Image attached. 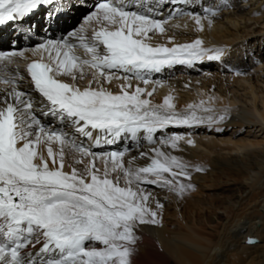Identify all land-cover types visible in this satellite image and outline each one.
Masks as SVG:
<instances>
[{
    "label": "snow or ice",
    "instance_id": "snow-or-ice-1",
    "mask_svg": "<svg viewBox=\"0 0 264 264\" xmlns=\"http://www.w3.org/2000/svg\"><path fill=\"white\" fill-rule=\"evenodd\" d=\"M165 2L176 5L188 0ZM51 3L52 0H0V25L22 20ZM155 3L160 5V0ZM178 11L173 8L169 18L158 20L155 15L162 12L149 6L147 0H106L85 19L91 27L90 38L81 28L72 33L79 45L62 38L36 46V53L49 52L48 62L41 58L26 67L34 91L46 101L41 102L40 113L74 129L92 142L88 146L77 143L66 132L44 125L34 114L30 95L17 90V77L0 79L11 88L0 90V264H132L137 231L144 224H157L158 213L164 207L159 200L154 209L151 207V189L146 186L164 188L180 197L190 190L191 185L180 179H191L189 166L162 150L177 149L185 136L169 134L167 129L197 126L205 119L209 123L217 121L170 111L174 107L171 97L153 106L149 99L142 98L151 97L153 92L139 87V83L153 82L151 74L165 67L193 66L205 56L209 60L221 57L222 50H213L215 54L209 55L200 39L172 47L151 46L150 34L164 33V25ZM203 12L207 16L210 9L204 7ZM181 15L192 17L200 26V14ZM211 15L216 12L211 11ZM77 47L90 59L77 57ZM15 56H23V52H12L7 57L0 54V60ZM86 68L92 71L89 86L84 89L58 78L84 79L88 75ZM113 79L123 81L119 94L104 87ZM132 80L138 84L129 91ZM157 132L163 135L156 138ZM122 140L138 148L141 140L146 141L148 151H141L139 158L147 157L150 163L133 167L137 157H132L126 167L124 157L129 148L93 151L102 142L113 145ZM53 143L59 146L57 150ZM157 143L159 146L152 147ZM187 143L191 145V139ZM66 147L79 155L77 163L90 158L83 171L74 167L71 172L64 171ZM149 152L153 155L149 156ZM96 160L103 163L102 171ZM193 170L203 171L200 167Z\"/></svg>",
    "mask_w": 264,
    "mask_h": 264
},
{
    "label": "bare ground",
    "instance_id": "bare-ground-1",
    "mask_svg": "<svg viewBox=\"0 0 264 264\" xmlns=\"http://www.w3.org/2000/svg\"><path fill=\"white\" fill-rule=\"evenodd\" d=\"M91 1L67 0L65 2V8L63 7L65 15L72 19L69 21L64 19L58 23L61 24L59 26L61 29L54 33L58 36L57 40L68 39L71 43L79 45V41L72 38V33L81 28L85 29L86 38L91 37V27L85 24V19L101 2H95L93 10L86 12L76 27L71 26L77 12ZM248 1L254 0H241L242 5L236 0H188L187 3L193 6L191 8L177 6L179 12L164 25L166 30L164 33L150 34L151 39L148 42L154 47H172L193 43L196 39H200L202 47L208 50L209 55L215 53L213 50H222L219 59L209 61L205 56L203 60L198 61L201 66H208L202 68L200 75H196L193 67L176 64L171 66L170 71L168 70L170 67H167L161 74H152L153 82L148 85L139 83V87L153 92L151 97L147 95L142 97L149 99L153 106L161 105L166 97H171L170 103L174 107L170 111L181 116L195 114L197 117H212L217 122L209 123L205 119L203 124L197 126H170L167 129L169 134L179 133L185 136L178 142L177 149L164 147L162 150L177 156L189 166L191 179H180L185 185L190 184L191 188L182 197L171 191L157 196L151 193L149 201L151 207L155 208L156 200L163 203L164 207L162 212L158 213L157 224H144L137 231L138 240L132 256V264H264V139L235 142L231 139L222 140L216 137L209 139L208 134L211 135V133L203 132L208 129L213 131L231 126L235 131L247 128L248 133L255 130L262 131L264 134V81L256 78L255 81H251L248 79L249 75L244 72L239 73L241 71L238 68L240 69L241 63L234 64L237 69L225 68L228 57L230 58L232 52L236 53V49H240V46H235L240 40L247 38L250 35L248 33L264 35V0H257L253 4V9L246 10V7H249ZM198 3L200 8L197 7ZM204 7L210 9L207 16L203 12ZM211 11H215L216 15L212 16ZM187 12L200 14L199 27L192 17L181 15ZM49 13L52 14V18L58 14L48 12L46 14L48 18ZM44 20L42 15L32 26L39 34L41 27L44 26ZM248 23L249 25L246 26ZM251 26H258L257 31H246ZM9 38L8 43L17 42L15 36ZM40 44L39 41H35L30 47L20 46L23 49H14L13 52H23V56L15 57L25 60L38 58L39 55L34 49ZM74 54L81 60L90 59V56L80 47L74 50ZM205 59H207L206 62H204ZM216 61L221 64L217 65ZM85 71L88 75L84 79L73 81L68 76L58 78L62 82L75 83L84 89L89 86L92 70L86 68ZM76 74L79 76L78 72ZM234 82L245 86L243 91L249 93L248 102L239 99L233 94V90H223V86L226 87ZM122 83V80L113 79L111 83H105L104 87L113 94H119ZM131 83L132 88L129 91H133L138 84L135 80ZM92 87H98V85L92 84ZM0 90L10 91L11 88L0 84ZM17 90L30 95L34 104V114L44 125H51L56 130L73 136L74 140H78V134L74 129L66 125L62 126L54 118L44 117L40 113V104L46 101H43L28 82L25 80L22 83L17 82ZM205 108L211 111H204ZM221 116L224 117L223 120H220ZM198 131L200 132L196 135ZM189 133H191L190 136L187 135ZM155 135H160V132ZM189 139L192 141L191 145L187 143ZM141 145L138 148L135 143L122 140L111 146L103 144L102 147L95 148L93 151H122L129 148L130 151L124 157L125 166H128V161L132 157H137L133 167L147 166L150 160L147 157L139 158V153L147 152L149 146L143 140ZM157 146H159L158 143L152 145V147ZM40 147L44 149L43 145ZM52 147L57 150L59 146L53 143ZM64 151V171L71 172L73 167L79 168L81 163L75 162L80 159L79 155L67 147ZM44 154L46 156V149ZM148 154L153 155L151 152ZM83 160L86 164L90 162L89 157H84ZM74 162L78 165H73ZM96 162L101 163L98 168L102 171L103 163L100 160ZM196 167L202 168L203 171H194ZM235 184H238L236 189L238 195L235 204L231 207L224 205V208H219L213 202L219 201L221 204L220 198L212 196L214 194H211V198L202 194L221 189L225 185ZM213 210H220L223 214L216 216ZM210 214L212 216H209ZM212 219L218 223L214 225ZM247 238H253L255 242L248 244L245 242Z\"/></svg>",
    "mask_w": 264,
    "mask_h": 264
},
{
    "label": "rangeland",
    "instance_id": "rangeland-1",
    "mask_svg": "<svg viewBox=\"0 0 264 264\" xmlns=\"http://www.w3.org/2000/svg\"><path fill=\"white\" fill-rule=\"evenodd\" d=\"M236 1H237V3H239L241 0L240 1L236 0ZM256 1L257 0H254L252 2L248 1L247 6H249V7H246V10L251 9V8L253 9V4ZM239 4L242 5L243 3L240 2ZM93 5H94V3L93 4H89L88 6L84 7L81 10V12L79 13L78 18H80L81 16L86 14V12H91L93 10V7H94ZM78 23H80V19H78L75 22V24H78ZM247 25H249V23L246 24V26ZM257 29H258V26H251V28L246 29V31L248 30V31H255L256 32ZM248 34H250V35H248L247 38L240 40L238 42V45L235 46V47L240 46V49L239 50L236 49V51H235L236 53L232 52V53H234V55L230 56V58L234 57V58L231 59L232 62H230L231 63L230 67H232V69H230V70L237 69L236 67H234V64L237 65L239 63V65H240V63H241L240 69L238 68V70L241 71L239 73H243L244 72L246 75H249L248 79H250L251 81H255L256 79H260L261 81H264V35L257 34V33H254V35L253 34L251 35V32L248 33ZM232 50H234V48ZM230 58L228 57L226 62ZM207 59H205L204 62H206ZM226 64L227 63H225V65ZM212 65H213V63H212ZM225 68H227V67L225 66ZM193 70L195 71L196 75H200L203 69H202V67H200V66L198 67L197 66V67H194ZM236 75H239V74H236ZM256 85H259V84H256ZM224 87L225 86H223V90H233V94H235L237 97H239V99H241L244 102H248L249 93L243 91V89L245 88L244 85L240 86V85H237L234 82V83L229 84L225 88ZM209 130H211V129L203 131V132H206V133H211V135L208 134L209 137L207 136L209 139H211L212 137H216V138L222 139V140L231 139L232 141H235V142H240L241 140H253V139H256V138H257V140L264 139V134L262 133V131H255L254 130V132L251 131V132L248 133V129L247 128L244 129V130L235 131V130H233L231 128V126H229V127H223V128H221L219 130H217V129H215L213 131L212 130L209 131ZM199 132L200 131H198L195 134L197 135ZM220 147L221 148H225L223 146H220ZM75 162L73 163V165L77 164ZM83 162H84V160H82V162H80L82 165L80 164L79 168H76V169H79L80 171H83L85 169L86 165H87L85 162L84 163L86 165L83 164ZM99 165H101V163L96 162V166L98 167ZM121 184L123 185L122 181H121ZM146 187L151 189V193L154 194L155 196L160 195V194H164V193L169 191L167 189L154 187V186H151V185H148ZM222 187H221V189L209 191L210 194L207 193V192L206 193H202V194H203V196H208L209 198H211V194H214L212 196H216V198H218V199L220 198L219 200L220 201L222 200L221 204H219V201L213 202L214 204H217L219 208H221V207L224 208L225 206L226 207H231L236 202V197L238 195L236 189L238 187V184L225 185V186H222ZM213 213H215L216 216L223 214L222 211H220V210H217V211L213 210ZM209 216H212V214H210ZM212 220L214 221L215 219H212ZM216 222L218 223V221H216ZM216 222L214 221L213 224L215 225Z\"/></svg>",
    "mask_w": 264,
    "mask_h": 264
},
{
    "label": "water",
    "instance_id": "water-1",
    "mask_svg": "<svg viewBox=\"0 0 264 264\" xmlns=\"http://www.w3.org/2000/svg\"><path fill=\"white\" fill-rule=\"evenodd\" d=\"M250 240L252 241V243H254V242H255V240H254V239L247 238V239H246V243H248V244H251V243H249V241H250Z\"/></svg>",
    "mask_w": 264,
    "mask_h": 264
}]
</instances>
